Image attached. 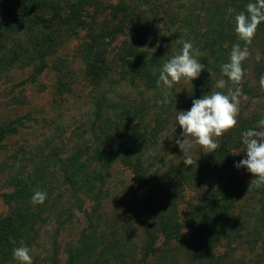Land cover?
Listing matches in <instances>:
<instances>
[{"label":"trees","instance_id":"obj_1","mask_svg":"<svg viewBox=\"0 0 264 264\" xmlns=\"http://www.w3.org/2000/svg\"><path fill=\"white\" fill-rule=\"evenodd\" d=\"M115 1L116 5L108 0H26L18 13L11 8L2 12L9 19L0 22V80L17 64L31 66V79H36L65 38L77 39L85 33L79 54L90 87L92 119L89 137H80L70 147L53 148L40 160L34 152H20L19 160L12 156L17 166L6 175L9 192L2 194L9 211L0 217V264H19L13 249L21 243L30 249L33 264H166L171 256L185 264H233L244 259L261 264L264 186L249 188L251 175L234 166L246 158L242 133L257 129L264 119V89L259 85L264 75V22L251 45L240 41L234 30L235 15L255 0H177L181 4L175 7H165L159 0ZM143 7L164 26L160 45L149 42L147 25L139 23ZM119 36L128 39L112 47ZM180 41L199 49L205 71L192 86L174 85L169 102L162 104L157 82L164 63L182 49ZM234 44L248 47L251 53L242 64L241 89L248 99L241 98L237 126L219 138L216 152L205 153L197 146L191 153L197 167L180 160L164 171L163 176L179 179L180 186L192 182L199 188L188 218L180 220L176 203L181 196L177 192L165 194L164 199L159 196L165 183L159 193L150 187L152 169L164 167L158 166L164 135L173 128L182 135L176 111H188L193 100L218 90L221 65L228 62ZM67 77L66 71H58L60 96L71 92L64 82ZM117 87L132 91L128 101L119 99L122 91ZM21 126V119L0 126V151ZM116 166L129 171L135 186L126 207L144 241L135 254L116 225L98 232L101 222L115 220L121 213L106 211L113 197L110 173ZM37 190L47 193V198L33 205L31 197ZM78 221V237L62 247L66 226ZM185 229L190 237L184 235ZM181 240L190 247L179 254L176 243ZM222 240L226 253L220 255L216 247L224 244ZM128 257L131 263L125 260Z\"/></svg>","mask_w":264,"mask_h":264},{"label":"rangeland","instance_id":"obj_2","mask_svg":"<svg viewBox=\"0 0 264 264\" xmlns=\"http://www.w3.org/2000/svg\"><path fill=\"white\" fill-rule=\"evenodd\" d=\"M26 0H0V22L3 17L9 19V15H3L6 9H12L18 13L21 5ZM34 1V0H31ZM113 5L118 1L108 0ZM158 3L165 5L177 6V0H159ZM135 3H131V8H134ZM135 9V8H134ZM134 11L137 12L135 9ZM119 16H116L117 20ZM139 23L147 25L150 33L147 38L152 45H160L163 43V35L165 34L164 26L155 20L154 15L148 13V9L143 7L139 11ZM8 21V20H6ZM31 26H28L30 29ZM131 28V27H130ZM31 33L32 30H27ZM85 33H82V36ZM81 36V37H82ZM81 37L77 39H64L62 45L57 49L56 53L47 59V69L36 79L32 80L31 76L33 68L17 64L6 74L3 73L0 80V126L9 124L10 122L21 119L22 126L19 127L18 133L6 138L4 141L5 148L0 151V217L4 216L9 211V206L3 201L2 194L9 192V187L6 183V175L10 170L17 166L13 165V155L16 158H21L22 151L24 153H37L39 160L43 158L49 150L53 148L64 149L63 146L70 147L74 141H78L80 137H89V124L91 122V106L92 97L90 94V87L83 77V62L79 54V47L81 44ZM167 37V36H166ZM126 36H119L117 42L112 43V47L119 45L122 41H127ZM130 41V40H129ZM58 71H66L67 78L64 80L68 82L71 88L70 93L59 95L56 91ZM117 87L115 90L121 89ZM122 91L119 99L125 102L129 100L131 90ZM263 91V90H262ZM173 128L164 135V148L160 153L158 159L163 167L160 171H155L157 167L153 168V176L150 187L156 192H160V186H163V192L159 195L163 198L167 193H178L179 197L177 204L178 214L180 220L188 218V211L190 205H195L198 187L192 182L180 186V181L163 176L164 171L175 163L179 162L183 155L176 144V139L181 137L178 134V129ZM160 149V150H161ZM197 146L191 150L196 151ZM17 160V162H18ZM110 185L112 187L113 197L106 207V211L116 210L121 211L120 215L112 221L100 223L98 232L105 231L110 228V225L117 226L121 233L128 239L127 248L132 249L138 253L144 241L137 233L138 224L133 221L132 215L126 212L127 204L129 203V194L133 189L134 184L131 182V174L121 166H116L110 173ZM164 199V198H163ZM81 221L71 223L66 226L65 232L62 234L60 241L62 247L66 243L74 242L78 237L81 229ZM189 230H184V235L190 237ZM190 235V236H189ZM224 244L216 247V252L220 255L226 253L225 241ZM163 243V238L159 239L158 246ZM178 246V253L185 251V246H189L184 240L176 243ZM218 245V244H217ZM63 251V250H62ZM242 251V250H241ZM176 255V254H174ZM239 257H244L240 252L236 254ZM172 257V256H171ZM171 257L166 264H185L182 263L181 258L173 260ZM181 257V256H179ZM182 258H184L182 256ZM131 263V257L126 258ZM251 260H253L251 258ZM62 261H65V256L62 255ZM245 264H253L249 259L243 260ZM238 260L233 264H244ZM264 264V261L261 263Z\"/></svg>","mask_w":264,"mask_h":264},{"label":"clouds","instance_id":"obj_3","mask_svg":"<svg viewBox=\"0 0 264 264\" xmlns=\"http://www.w3.org/2000/svg\"><path fill=\"white\" fill-rule=\"evenodd\" d=\"M262 22L264 0L249 2L246 10L234 17V30L239 40L245 45H251ZM180 43L182 49L164 63L159 75L157 87L161 88L163 94V99L159 101L162 104L169 102L174 85L181 82L191 85V82L205 71V65L198 59L201 55L199 49H194L191 42ZM250 55L248 47L242 48L240 44H234L228 62L221 65L222 78L215 84L218 90L193 100L190 110L176 111V125L182 132L181 137L176 139V144L183 153L181 159L185 166L195 163L197 167V160L194 161L191 155L194 147H200L205 153H214L221 147L219 138L237 126L241 98L248 99L247 96H243L241 89L245 76L242 64ZM259 85L264 89V75H261ZM225 89L226 91H223ZM242 143L245 146L246 158L234 166L237 169H246L251 175L249 188H260L264 186V119L258 122L257 129H248L242 133ZM46 198L47 193L37 190L31 197V203L40 205ZM11 242L15 243L14 240ZM13 258L19 264H33L30 249L23 243L13 249Z\"/></svg>","mask_w":264,"mask_h":264}]
</instances>
